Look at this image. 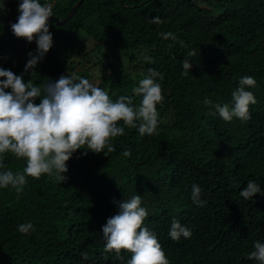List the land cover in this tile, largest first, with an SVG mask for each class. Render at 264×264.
<instances>
[{"label": "trees", "instance_id": "obj_1", "mask_svg": "<svg viewBox=\"0 0 264 264\" xmlns=\"http://www.w3.org/2000/svg\"><path fill=\"white\" fill-rule=\"evenodd\" d=\"M78 1L41 0L54 2L59 21ZM4 3L11 11L0 10V66L38 87L62 74L96 79L112 99L133 96L137 106L132 88L154 68L164 99L154 134L125 127L106 156L78 149L60 183L28 177L19 198L0 189V264H126L130 253L104 252L102 225L134 194L170 264H255L247 253L264 242V195L244 200L239 191L250 179L264 190V0H83L63 25L49 18L52 47L34 73L24 66L35 41L8 29L18 12ZM155 16L160 23L151 22ZM165 32L176 39H164ZM84 45L85 58L74 64ZM189 55L192 67L182 75ZM243 75L256 81L251 118L213 115L204 99L230 102ZM5 163L14 172L24 167L11 154ZM193 183L203 206L191 199ZM173 218L191 229L189 238L168 236ZM28 220L35 230L21 234L17 225Z\"/></svg>", "mask_w": 264, "mask_h": 264}, {"label": "clouds", "instance_id": "obj_2", "mask_svg": "<svg viewBox=\"0 0 264 264\" xmlns=\"http://www.w3.org/2000/svg\"><path fill=\"white\" fill-rule=\"evenodd\" d=\"M4 8V0H0V10ZM17 12V20L10 28L14 36L35 41L36 48L27 53L24 66L25 73L30 70L34 73L37 63L52 47L49 17L54 15L53 5L41 0H18ZM151 22L160 23V17H152ZM161 36L176 39L171 32L161 33ZM189 58L190 55L182 61V75H187L192 67ZM143 59L151 62L149 56ZM160 76L158 70L149 68L132 88L140 98L137 106L133 104V96L119 95L112 99L107 90L85 77L77 79L74 73L62 74L38 87L30 79L25 81L22 74L0 66V189L14 190L19 198L28 177L38 179L46 174L60 183L66 179L63 175L68 171L66 162L78 149L85 150L81 155L88 151L104 155L113 152L112 141L125 135V127L135 128L141 137L154 134L159 124L157 105L164 99L161 84L156 79ZM255 85L254 77L243 75L231 92L230 102H213L207 97L203 102L213 115L226 122L234 118L245 122L251 118L250 105L256 103L254 93L249 90ZM9 154L24 161L22 170L14 172L7 167L5 157ZM122 155L128 156L130 152L124 150ZM201 191L197 184H192L191 199L198 206L206 203L200 198ZM257 193L264 195V190L251 179L239 191L244 200ZM147 216L141 195L134 194L119 202L117 213L102 225L104 252H114L117 258L122 250L130 253L126 264H170L156 233L144 224ZM34 230L31 220L17 225L21 234ZM191 235L188 226L172 219L168 236L173 241ZM247 258L255 264H264V242L254 241Z\"/></svg>", "mask_w": 264, "mask_h": 264}, {"label": "water", "instance_id": "obj_3", "mask_svg": "<svg viewBox=\"0 0 264 264\" xmlns=\"http://www.w3.org/2000/svg\"><path fill=\"white\" fill-rule=\"evenodd\" d=\"M82 1L83 0H79L76 4H74L67 16L62 21L57 20L53 16L49 18L53 19L58 25H63L76 12L77 8L79 7ZM4 2L18 6V0H4Z\"/></svg>", "mask_w": 264, "mask_h": 264}, {"label": "rangeland", "instance_id": "obj_4", "mask_svg": "<svg viewBox=\"0 0 264 264\" xmlns=\"http://www.w3.org/2000/svg\"><path fill=\"white\" fill-rule=\"evenodd\" d=\"M84 41V40H81ZM88 47L84 45V47L81 49V53L79 54V58L77 60H74V64H78L79 60H83L85 58V52L87 51ZM78 68H82L81 66L76 65ZM91 83L98 85V81L96 79L90 80Z\"/></svg>", "mask_w": 264, "mask_h": 264}, {"label": "built area", "instance_id": "obj_5", "mask_svg": "<svg viewBox=\"0 0 264 264\" xmlns=\"http://www.w3.org/2000/svg\"><path fill=\"white\" fill-rule=\"evenodd\" d=\"M52 5H54V2L52 3ZM10 11H11L10 8H5L4 11H3L4 16H9ZM16 20H17V18H10V19L8 20V29H11V28H10V25H11L12 23L16 22ZM25 40H26V39H25Z\"/></svg>", "mask_w": 264, "mask_h": 264}]
</instances>
